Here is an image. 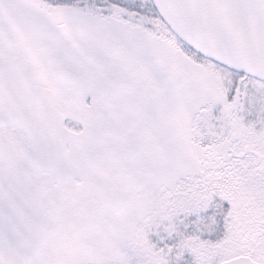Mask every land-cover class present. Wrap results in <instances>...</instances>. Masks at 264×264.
<instances>
[{
    "label": "snow or ice",
    "instance_id": "snow-or-ice-1",
    "mask_svg": "<svg viewBox=\"0 0 264 264\" xmlns=\"http://www.w3.org/2000/svg\"><path fill=\"white\" fill-rule=\"evenodd\" d=\"M0 264H264V0H0Z\"/></svg>",
    "mask_w": 264,
    "mask_h": 264
}]
</instances>
